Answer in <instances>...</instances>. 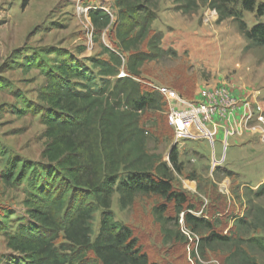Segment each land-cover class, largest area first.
I'll list each match as a JSON object with an SVG mask.
<instances>
[{"label":"trees","instance_id":"1","mask_svg":"<svg viewBox=\"0 0 264 264\" xmlns=\"http://www.w3.org/2000/svg\"><path fill=\"white\" fill-rule=\"evenodd\" d=\"M235 1L173 0L183 14L203 6L216 11L217 22L236 20L247 47L264 48V23L247 27L230 6ZM112 2L114 18L100 9L88 13L95 34L109 27L113 31V48L102 47L101 55L106 57L90 58L98 80L71 56L28 57L31 64L39 62L47 80L40 98L43 105H31L32 112L42 113L46 142L43 162L22 164L17 174L20 181L32 174L23 201L30 223L8 236L7 247L16 253L9 264H160L141 249L129 226L115 220L114 194L120 209L132 205L138 196L162 199L164 203L154 207L159 218L171 209L169 219L178 224L182 214L184 226L200 237V248L214 243L237 247L227 235L213 230V222L192 214L196 208L174 178L182 174L176 144L168 160L147 147L149 137L164 134L165 129L169 130L166 140L173 138L167 126L168 101L155 85L139 81L144 64L178 57L174 48H162L163 34L152 28L159 0ZM241 6L264 14V0H241ZM120 70L126 75L117 77ZM194 84L193 77L181 76L171 87L191 99ZM263 194L264 183L255 192ZM98 210L100 226L93 238L92 220ZM248 215L247 210L235 218V225H244ZM253 219L264 232V209L258 207ZM59 241L65 243L57 245ZM246 243L264 252V237L249 238ZM233 256L238 264H256L244 250L232 252L224 264H233Z\"/></svg>","mask_w":264,"mask_h":264},{"label":"rangeland","instance_id":"2","mask_svg":"<svg viewBox=\"0 0 264 264\" xmlns=\"http://www.w3.org/2000/svg\"><path fill=\"white\" fill-rule=\"evenodd\" d=\"M175 6L173 0H159L152 28L168 34L163 46L177 45L178 57L167 56L144 64L139 81L158 89H172L174 80L193 77V98L197 95L202 100L225 87L237 104L249 100L252 108L259 104L263 111L262 119L241 126L252 132L256 140L251 151L229 158V146L227 162L221 161L212 169L206 160L198 158V153L192 152L195 161L180 156L182 174H174L177 186L187 192L196 208L192 214L213 222V230L227 235L237 247L214 243L200 248V237L184 226L182 214L178 224L169 219L173 216L171 209L159 218L154 207L164 201L156 197L138 196L132 205L120 209L118 194H114L111 210L115 220L132 229L149 258L160 264H224L236 250L246 251L256 264H264V252L248 248L246 243L249 238L264 237L253 221L257 208L264 209V194L255 195L264 183V140L259 133L264 127V48L247 47L232 18L217 22V13H211L208 7L183 14ZM230 6L247 27L264 23V14L244 10L241 0ZM87 7L88 11L107 10L114 18L112 0H0V264H9L16 256L7 247L8 236L30 223L23 201L32 174L21 181L17 174L22 164L36 166L43 162L41 152L46 142L42 113L32 112L31 105H43L40 98L47 80L39 62L31 64L28 57L71 56L98 80L90 58L106 57L101 55L102 47L113 48V31L109 27L95 34ZM144 124L152 128L150 123ZM167 126L172 128L168 122ZM162 132L151 135L147 147L168 160L175 140H166L169 130ZM216 152L219 156V144ZM247 210V222L236 226L234 219L244 216ZM100 219L98 210L92 220L93 238ZM63 243L59 241L57 245ZM234 257L231 262L238 264Z\"/></svg>","mask_w":264,"mask_h":264},{"label":"crops","instance_id":"3","mask_svg":"<svg viewBox=\"0 0 264 264\" xmlns=\"http://www.w3.org/2000/svg\"><path fill=\"white\" fill-rule=\"evenodd\" d=\"M167 35V33H164L161 41V46L164 49H166L167 46H163V41L168 37ZM169 47L178 49V46L176 45L174 47L173 43L169 45ZM180 97L181 96L177 93V95L171 100L170 105L174 107H184L187 103L198 100L197 95L196 97L194 96L193 99ZM240 110V108L235 107L228 111L225 116H213V118L205 124L206 135L204 136L199 135L193 128L189 135L180 139L178 143L174 142L179 153V158L181 156L184 159L195 161V158L190 154L192 152L193 154L198 153V158L206 160L212 169L215 166H220L223 162H227L229 146H232V155L229 158L241 156L246 152L251 151L256 140L251 135L252 132H249L246 128L242 129L240 127L238 123ZM232 129H235L236 131L235 133L230 134ZM240 129H242V131H240ZM229 140L231 142H229ZM218 144L220 146L219 156H217L216 152V145ZM220 162L221 164H219ZM191 182H194L193 179ZM190 189L192 188L190 187Z\"/></svg>","mask_w":264,"mask_h":264},{"label":"built area","instance_id":"4","mask_svg":"<svg viewBox=\"0 0 264 264\" xmlns=\"http://www.w3.org/2000/svg\"><path fill=\"white\" fill-rule=\"evenodd\" d=\"M88 9L89 7L86 8V13ZM210 10L211 13L216 14L215 10ZM110 15L112 14L110 13ZM125 75V72L121 71L117 76L123 77ZM159 90L165 96L169 104V108L166 112V118L167 122L173 129L175 142H178L180 139L189 135L193 128L199 135H206L205 124L210 121L213 116H225L228 111L235 107L241 109L238 116V123L240 127L242 125L247 126V124L252 122L254 119H262L263 111L261 110V106L259 104H255L254 108H252V102L249 100H242V104H237V101L234 100L235 98L227 92L225 87L218 88V90H216L213 94L211 93L202 100L191 101L184 107H174L170 105L171 100L175 95H177L174 90L163 88H159ZM252 128L254 129V127ZM235 131V129H232L230 134L235 133ZM259 131L261 139L264 140V127L260 128Z\"/></svg>","mask_w":264,"mask_h":264},{"label":"water","instance_id":"5","mask_svg":"<svg viewBox=\"0 0 264 264\" xmlns=\"http://www.w3.org/2000/svg\"><path fill=\"white\" fill-rule=\"evenodd\" d=\"M174 146H175V143H174V144H172V147H174ZM172 147H171V148H172ZM171 148H170V149H171Z\"/></svg>","mask_w":264,"mask_h":264}]
</instances>
